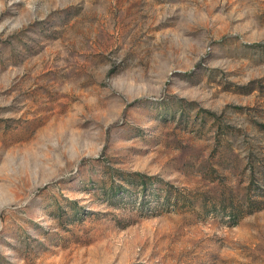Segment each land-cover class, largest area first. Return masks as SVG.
<instances>
[{"label":"rangeland","instance_id":"374dc122","mask_svg":"<svg viewBox=\"0 0 264 264\" xmlns=\"http://www.w3.org/2000/svg\"><path fill=\"white\" fill-rule=\"evenodd\" d=\"M0 264H264V0H0Z\"/></svg>","mask_w":264,"mask_h":264}]
</instances>
